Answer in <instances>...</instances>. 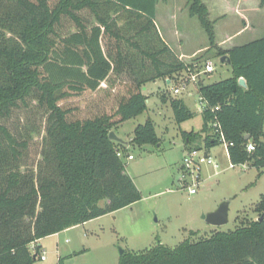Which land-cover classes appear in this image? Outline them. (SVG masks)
<instances>
[{"label": "trees", "instance_id": "16d2710c", "mask_svg": "<svg viewBox=\"0 0 264 264\" xmlns=\"http://www.w3.org/2000/svg\"><path fill=\"white\" fill-rule=\"evenodd\" d=\"M159 1L0 0V264H35L42 239L142 200L126 173L128 144L111 141L109 134L148 110L145 84L176 80L199 61L186 63L162 38ZM187 5L211 49L230 58L232 78L198 85L204 124L198 133H183L185 149L204 150L201 141L207 150L222 144L213 127L219 124L231 144L232 165L264 167V37L220 48L208 7L202 0ZM123 75L124 93L102 88ZM240 78L247 89L238 86ZM89 94L97 95L93 115L82 118L74 101ZM28 100L45 110L46 135L42 161L23 172L19 147L27 144L3 121ZM171 107L179 124L194 116L183 100L172 99ZM160 142L148 119L135 128L129 145ZM250 144L254 151H248ZM254 212L257 218H242L234 231L176 248L158 243L124 252L119 264H264V196Z\"/></svg>", "mask_w": 264, "mask_h": 264}, {"label": "rangeland", "instance_id": "374dc122", "mask_svg": "<svg viewBox=\"0 0 264 264\" xmlns=\"http://www.w3.org/2000/svg\"><path fill=\"white\" fill-rule=\"evenodd\" d=\"M231 2L227 6L228 17L219 22L217 34L220 41L225 35L232 38L227 45L219 47L242 46L264 37V13H259V7L258 12L248 9V14L255 18L254 29H244V22L235 11L237 0ZM244 2L248 4L249 0ZM216 14L212 15L211 21L215 20ZM156 24L175 53L186 57L182 60L191 63L199 58L196 62L200 69L206 60H211L215 71L199 76L195 84L188 73H182L180 77L188 82L189 88L179 95L174 94L173 89L181 84L180 77L171 84L160 79L142 87L143 94L149 98V109L113 130L128 144L124 156L126 173L140 191L142 200L42 239L38 245L41 246L40 255H44L46 260L38 259L35 264H58L60 258L65 259V264H119L121 251L141 252L158 243L176 248L186 240L193 242L208 238L217 231H234L242 218H257L254 209L264 196V167L244 168L237 165L231 169L227 150L222 144L207 150L204 142L197 143L215 158L219 168L215 170L212 165H202L196 194H190L187 188H183L181 167L187 155L183 133H198L204 124L205 104L200 99L198 85L207 86L228 80L232 78V69L228 63H221L216 49H211L199 19L189 15L187 0H160ZM124 79L125 75L117 80L113 77L110 83L113 85L103 83L102 88L108 94L124 93ZM96 96L89 94L75 99L74 102L81 108L80 117L93 115L90 108ZM172 99L183 100L194 116L177 123L171 107ZM148 119L155 123L161 142L157 146L129 145L135 128ZM45 121V110L34 100H28L27 105L21 104L10 118L3 121L18 142L27 144L26 148L19 147L23 154L19 161L23 172L36 169L43 159ZM129 155L133 159H128ZM228 201V223L219 227L208 224L204 216ZM238 217L241 219L237 220Z\"/></svg>", "mask_w": 264, "mask_h": 264}, {"label": "built area", "instance_id": "2783aa9c", "mask_svg": "<svg viewBox=\"0 0 264 264\" xmlns=\"http://www.w3.org/2000/svg\"><path fill=\"white\" fill-rule=\"evenodd\" d=\"M198 64V62L193 63V68H189L188 75L190 76L189 79L195 84L194 82L198 80V77L201 75H209L212 74L215 71L214 64L211 60H206L202 65ZM180 80H182L181 84L179 87H175L174 94L179 95L184 91H187L189 88L188 82L184 81L183 78L180 77ZM215 133L219 136L220 142H222L223 145L228 150L229 143L226 142L224 134L222 132V129L219 124H214L213 125ZM255 146L253 144H250L248 146V151H254ZM119 157H123V154L121 152H118ZM128 159H133V157L130 155L128 156ZM203 164H209L214 167L215 170L219 168V165L215 158L211 156L208 152L205 150H191L187 151V155L184 158V163L183 166L181 167L182 170V177H181V184L183 185V188H187L190 194H196L197 193V188H198V183L200 181V172L202 169ZM244 168H246L248 165H241ZM236 166L230 165V168H234ZM186 185V186H185ZM68 241V240H67ZM34 251V249H33ZM41 261H45L46 257L40 256Z\"/></svg>", "mask_w": 264, "mask_h": 264}, {"label": "crops", "instance_id": "0c3cea01", "mask_svg": "<svg viewBox=\"0 0 264 264\" xmlns=\"http://www.w3.org/2000/svg\"><path fill=\"white\" fill-rule=\"evenodd\" d=\"M202 1L208 7L209 14H210V20H211L212 15L213 14L215 15L217 13L216 17H215V20H212V22L215 25L214 29H215V33H216V43L220 47H223V46L227 45L228 42L231 41L232 37L230 35H225L223 37L222 41H220L218 39V34H217L218 28L217 27H218L219 22H222V21L226 20V18L228 17V13L226 12L227 11V6H228L229 3H232L231 2L232 0H202ZM244 1L245 0H237V4L235 5L236 6L235 7L236 14L239 17L242 18V20L244 22V26H245L244 29H251V28L254 29V27L256 26L255 18L248 14V9L250 11L253 10L254 12L255 11L258 12L257 7H259V10H260L259 13H262V12L264 13V8H262L260 6L259 0H249L248 4H246ZM157 27H158V25H157ZM158 29H159V27H158ZM159 31H160V29H159ZM160 34H161L162 38L166 41V39L163 36V34L161 33V31H160ZM166 43L169 45V43L167 41H166ZM231 48H233V47L230 46V47H226V48H223V49L228 50V49H231ZM194 54H196V52ZM180 56H181V58H186L183 54L180 55ZM166 83L171 84L172 81L171 80H167ZM131 120H134V119H131ZM226 150H227V148H226ZM227 153H228V150H227ZM228 157H229V155H228ZM74 228H76V227H74ZM71 229H73V228H71Z\"/></svg>", "mask_w": 264, "mask_h": 264}, {"label": "water", "instance_id": "95a60500", "mask_svg": "<svg viewBox=\"0 0 264 264\" xmlns=\"http://www.w3.org/2000/svg\"><path fill=\"white\" fill-rule=\"evenodd\" d=\"M221 63H228L231 65V60L228 56L221 57ZM238 86L242 87L244 89L248 88L247 81L244 78H240L238 81ZM109 138L111 141L117 142V143H124L122 139H120L114 131H111L109 134ZM246 139H249V136L246 137ZM229 205L230 202H225L222 205L219 206V208L204 216L205 221L215 227L223 226L228 223V215H229ZM124 254V251H121V256Z\"/></svg>", "mask_w": 264, "mask_h": 264}]
</instances>
